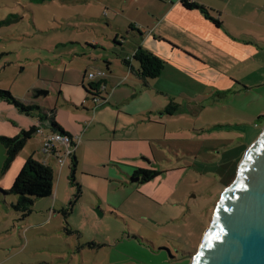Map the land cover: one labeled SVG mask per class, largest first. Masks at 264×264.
Instances as JSON below:
<instances>
[{
  "label": "rangeland",
  "instance_id": "1",
  "mask_svg": "<svg viewBox=\"0 0 264 264\" xmlns=\"http://www.w3.org/2000/svg\"><path fill=\"white\" fill-rule=\"evenodd\" d=\"M255 2L249 0V7ZM140 3L0 0V89L21 104L56 107L57 120L67 123L58 90L77 78L80 65L89 70L86 78L94 72L97 67H87L88 61H121L138 36L128 24L143 12ZM227 20L226 32L247 43V60L195 63L196 72L169 66L159 91H146L161 109L144 115L139 128L118 130L131 140L113 145V131L107 129L90 134L96 139L80 140L77 198L70 182L72 159H65L59 173L58 161L47 156L54 168L52 195L35 199L25 216L14 210L17 196L2 191L9 190L29 156L41 160L42 140L27 139L8 167L0 143V264H191L220 195L264 126V11L249 8L240 17L238 35L235 17ZM117 33V42L127 38L123 50L113 46ZM253 47L257 54L250 53ZM94 79L101 83L99 76ZM101 93L107 99L102 88ZM37 116L0 102V136H17L36 124ZM138 167L159 174L134 180Z\"/></svg>",
  "mask_w": 264,
  "mask_h": 264
},
{
  "label": "crops",
  "instance_id": "2",
  "mask_svg": "<svg viewBox=\"0 0 264 264\" xmlns=\"http://www.w3.org/2000/svg\"><path fill=\"white\" fill-rule=\"evenodd\" d=\"M140 1L133 0L135 5L139 4L138 7L142 5ZM187 1L203 7L206 14L196 8L183 7L179 0H143V12L134 17V23H129L130 20L128 22V26L133 25L134 28L130 32L138 29L139 33L136 31L138 36H136V40L130 45L129 49L124 51L120 58L121 61L115 62L109 58H103L102 63L97 60L95 62H87V67H97L106 72V75L100 80L104 85L103 91L107 95L105 105H98L92 110V103L87 98L83 87L91 82L86 78V73L89 70L80 65L77 71V78L69 82L70 84H67L68 86L64 89L61 87L58 90V94L63 97L66 104L64 108L61 107L60 109L66 114L68 122L57 120L56 107L53 109L43 108V110L47 114H49L50 110H53L54 114L52 117L54 121L64 131L68 134H80L82 136L81 139L85 137L86 141L96 139V135L90 136L93 132L102 133L103 130L107 129L113 131V134L110 135V141L113 145L116 142H127L132 138H129L130 135L119 134V129H126L132 126L139 128L141 122L146 121L143 119L144 115H148L154 109L156 111L161 109L153 98L151 102V95H147L146 91L147 93L152 89H155L156 92L159 91L158 82L168 72L169 66H172L171 68L175 72L180 68L196 72L195 63L201 62V64L207 65L216 61L215 59H219L220 61L216 62L227 65L223 60L224 57H227L228 61H232L231 64L234 65L246 61L249 47L241 38L232 37L226 32L229 26L227 17L231 15L235 17V35H238L241 31L240 17L247 14L249 8L254 11H264V0H255L256 2L252 3V7H249V0ZM210 18L217 20L218 25H215ZM118 37L119 33L114 34L113 46L116 48L120 46V50H123L124 45L128 44L127 38L119 43L117 42L119 41ZM98 43L100 42L94 44ZM138 47L153 53L164 61V68L157 78L144 82L136 74L138 64L132 58V55ZM250 53L257 54L258 48H250ZM92 81L99 84V81H95V79ZM78 83L79 85H77ZM76 87H80V89H75ZM99 93L103 97L101 90ZM85 98L86 102L82 104V100ZM88 100L89 104H87ZM58 101L60 102L59 99ZM78 101H80V104ZM27 103L32 102L27 101ZM58 105L61 104L58 103ZM90 110L92 111L91 115ZM147 119L148 121L151 120L150 116ZM45 124L47 123L43 122L41 125L44 134L47 133L45 132ZM31 125H35V123ZM49 131H51L50 128ZM33 135L37 136L41 142V135L38 133H33ZM77 149L74 151L75 158ZM38 154L40 156L38 158L42 161L46 160L48 166L54 170L53 166L51 167V164L47 161V157L41 155L40 151ZM48 157L55 159L54 156L48 155Z\"/></svg>",
  "mask_w": 264,
  "mask_h": 264
},
{
  "label": "water",
  "instance_id": "3",
  "mask_svg": "<svg viewBox=\"0 0 264 264\" xmlns=\"http://www.w3.org/2000/svg\"><path fill=\"white\" fill-rule=\"evenodd\" d=\"M191 264H264V126L220 195Z\"/></svg>",
  "mask_w": 264,
  "mask_h": 264
},
{
  "label": "trees",
  "instance_id": "4",
  "mask_svg": "<svg viewBox=\"0 0 264 264\" xmlns=\"http://www.w3.org/2000/svg\"><path fill=\"white\" fill-rule=\"evenodd\" d=\"M46 1V0H41ZM183 7L185 8H196L201 10L206 14V11L203 7L198 6L194 3H190L187 0H179ZM211 19V18H210ZM215 25H218V21L211 19ZM129 31H133V25L128 26ZM138 33V29H135ZM115 41V40H114ZM132 58L137 62L138 68L136 69V74L144 81L157 78L163 68L164 61L154 55L153 53L138 47ZM102 83V82H101ZM101 83H96L91 81L85 88L87 98L93 96H100L98 91V86ZM0 102L6 104L7 106L15 108L19 113L31 116L32 113H37L38 123L42 125L43 122H46L49 125L51 131L50 133L57 132L60 135L71 137V134H68L62 129L52 117L53 110L49 111V114L43 110L38 105L35 104H21L19 101L12 96L8 90L0 89ZM107 102V101H106ZM104 102L103 104H105ZM101 104L100 106H102ZM38 125H31L27 129H21L19 134L13 138L0 136V143L3 144L6 151L5 157V166L8 167L11 161L14 159L17 151L20 150L25 144L26 140L36 133ZM72 159V172L70 175L71 184L76 187V198L80 195V185L76 182L74 177L75 166L77 164V159L74 156V153L70 157ZM159 172L156 170L146 169V168H135L132 173L133 177H140V181L145 182L149 181L158 175ZM2 191V190H1ZM4 194H14L17 196L16 202L12 203L14 210L21 212L23 216L27 215L31 211V206L33 201L37 198L50 197L53 193V170L48 166V164L43 163L42 161L36 160L33 157L29 156L23 166L21 167L19 173L15 177L9 190H3ZM72 204V202H71Z\"/></svg>",
  "mask_w": 264,
  "mask_h": 264
},
{
  "label": "built area",
  "instance_id": "5",
  "mask_svg": "<svg viewBox=\"0 0 264 264\" xmlns=\"http://www.w3.org/2000/svg\"><path fill=\"white\" fill-rule=\"evenodd\" d=\"M106 75V72L100 68H94V72H89L87 74V79L92 81L95 76H99L103 78ZM104 89V85L101 87L98 86V91ZM100 94V93H99ZM92 103V110L96 106H100L107 100L101 96H93L89 98ZM86 102V98L82 100V104ZM38 127L36 133L42 136V145H41V153L44 157L48 155L54 156L55 160L58 161L60 164L59 170L64 166V161L66 158L71 157L74 153L76 146L80 143L81 137L80 136H63L58 134L57 132L54 133H43L41 125L37 123ZM46 163V160L42 161ZM47 164V163H46Z\"/></svg>",
  "mask_w": 264,
  "mask_h": 264
}]
</instances>
